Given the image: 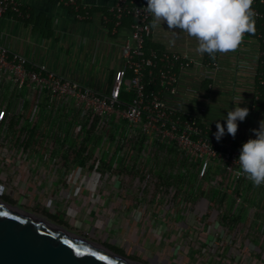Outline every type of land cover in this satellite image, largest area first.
Instances as JSON below:
<instances>
[{
	"label": "built area",
	"instance_id": "2783aa9c",
	"mask_svg": "<svg viewBox=\"0 0 264 264\" xmlns=\"http://www.w3.org/2000/svg\"><path fill=\"white\" fill-rule=\"evenodd\" d=\"M57 2L72 8L79 19L90 17L80 13L88 9L80 0ZM146 6L147 0H117L109 8L115 28L128 16L133 22L122 47L124 66L115 71L111 87L104 93L0 44L3 193L7 189L11 193L30 194L31 189L41 193L60 181L92 180L95 172L83 174L79 167L83 155L95 156L90 162L96 160L97 164L121 163L122 150L130 141L164 160L191 164L200 181L212 176V183L225 197L241 201L251 186L264 189V184L254 185L243 173L238 162L242 146L236 145L230 134L217 141L216 127L168 104L167 96L178 90L180 72L199 63L177 51L146 50L152 30V15ZM263 7L264 0H253L252 19L262 20L261 29L255 37L248 38L245 33L239 44L246 47L248 40L249 44L256 41L259 47L254 103L259 98L257 84L264 86ZM24 10L21 0H0V19L8 14L29 17ZM111 16L105 15L104 20L110 22ZM219 53H206L207 65L218 67ZM124 91L132 93L128 103L121 98ZM111 155L116 162H110ZM261 234L263 237L264 230ZM253 249L264 260V246Z\"/></svg>",
	"mask_w": 264,
	"mask_h": 264
},
{
	"label": "crops",
	"instance_id": "0c3cea01",
	"mask_svg": "<svg viewBox=\"0 0 264 264\" xmlns=\"http://www.w3.org/2000/svg\"><path fill=\"white\" fill-rule=\"evenodd\" d=\"M21 1L30 11L31 17L22 19L8 14L1 18L0 44L96 91H108L115 71L124 66L122 47L129 39L132 24L129 19L124 18L115 28L104 20L110 6L117 0H80L91 12L88 19H79L72 8L58 3L57 0ZM151 22L153 23V17ZM149 40L159 48L186 54L199 63L180 72L177 92L167 96L169 105L216 127L219 120L226 125L221 119L235 104H240L241 107L249 109V115L239 123L234 137L235 144L242 146L250 138H255L252 130L258 129L260 121L264 120V113L256 110L254 103L259 52L256 41L249 44L248 40L246 47L238 45L234 50L220 52L218 67L215 68L207 65L206 53L200 54L197 51L198 42L194 37L187 36L179 29L169 30L166 23H161L157 28L152 27ZM72 186L69 193L73 190ZM74 188L78 189L76 183ZM244 196L249 200V230H264V189L251 186L244 192ZM168 218L170 217L161 219L157 214H153L149 219H143L142 222L140 220L134 225L143 227V233L138 232V227L130 236L134 239L127 240H134L137 245L148 244L152 248L150 238H146L147 232L144 231H148L150 237L165 235L169 246L164 250L177 259L182 258L175 243L179 239L182 240L184 233L190 237L192 227L181 222L184 228L179 237L176 232L171 233L173 229L178 230V224L174 226L173 222L176 220H173V217ZM102 219L96 216L92 221L98 226L113 229L117 224L112 220L104 223ZM169 220L171 221L168 222ZM212 224L218 226L217 223ZM203 227L206 228L205 225ZM151 230L153 232H150ZM125 232L126 229L121 235L125 236ZM206 238V234H203V239ZM183 241L188 243L189 238H184ZM257 246L263 248L264 236L256 240L250 237L249 248L243 249L245 251L230 246L215 249V264H220L223 258L228 259L229 264H238L239 260L248 264H264L260 254L251 248ZM186 262L190 264V261Z\"/></svg>",
	"mask_w": 264,
	"mask_h": 264
},
{
	"label": "rangeland",
	"instance_id": "374dc122",
	"mask_svg": "<svg viewBox=\"0 0 264 264\" xmlns=\"http://www.w3.org/2000/svg\"><path fill=\"white\" fill-rule=\"evenodd\" d=\"M122 152L123 161L111 164H97L96 160L90 162L96 157L83 155V163L79 167L83 174L95 172L97 175L94 174L92 180L60 181L46 186L41 193H32V189L30 194L23 191L11 193L7 189L2 196L16 206L46 216L143 264H186V261L190 264H215V249L230 246L243 250L249 248L250 237L253 240L262 238L258 228L249 230V200L246 197L241 201L233 196L221 197L222 192L212 183V176L200 181L196 168L191 164L164 160L153 151H143L131 141L125 143ZM109 159L116 162L112 155ZM86 161H89L88 166H85ZM75 183L78 189L74 188ZM71 185L74 187L69 193ZM203 205L207 208H201ZM235 209L238 210L235 212ZM215 210L218 213L213 215ZM153 214L161 219L173 217L178 230L173 229L171 233L176 232L179 237L184 228L181 222L192 227L190 237L184 233L182 240L174 244L182 258L177 259L164 250L169 246L165 235L150 237L149 232L144 231L152 248L148 244L141 243L142 246L134 240H127L134 239L130 236L140 227L134 224L153 217ZM96 216L102 217L104 223L112 220L117 224L114 223V229L98 226L92 221ZM125 229V236H122ZM142 229L140 227L138 232L143 233ZM203 234H206V239H203ZM184 238H189L190 243H184ZM224 262L229 264L226 258L220 264ZM238 264L248 263L239 260Z\"/></svg>",
	"mask_w": 264,
	"mask_h": 264
},
{
	"label": "clouds",
	"instance_id": "9594fccd",
	"mask_svg": "<svg viewBox=\"0 0 264 264\" xmlns=\"http://www.w3.org/2000/svg\"><path fill=\"white\" fill-rule=\"evenodd\" d=\"M253 0H147L146 11L152 15V27L166 23L169 30L179 29L198 42L200 54L234 50L243 35L254 31ZM249 115L247 107L236 105L216 122L215 139L226 134L236 136L239 123ZM241 149L238 162L243 173L254 185L264 184V120Z\"/></svg>",
	"mask_w": 264,
	"mask_h": 264
},
{
	"label": "water",
	"instance_id": "95a60500",
	"mask_svg": "<svg viewBox=\"0 0 264 264\" xmlns=\"http://www.w3.org/2000/svg\"><path fill=\"white\" fill-rule=\"evenodd\" d=\"M0 213V264H143L1 197Z\"/></svg>",
	"mask_w": 264,
	"mask_h": 264
},
{
	"label": "trees",
	"instance_id": "16d2710c",
	"mask_svg": "<svg viewBox=\"0 0 264 264\" xmlns=\"http://www.w3.org/2000/svg\"><path fill=\"white\" fill-rule=\"evenodd\" d=\"M264 9V7H263ZM28 11L29 13V17H24L22 19H28L31 17V13L28 9L25 8L24 11ZM81 14H91V12L87 9V10H81L80 11ZM107 14L109 16H111V14H109V12H107ZM127 19H129L131 21V23L133 22L132 18L131 17H125ZM110 22L109 24L114 26V22H113V18L111 16L110 18ZM30 21V20H29ZM261 23H262V20L260 19H254V31L253 32H248L246 33V37H255L257 35V32L261 29ZM145 48L147 51H149L150 49H155L157 50L158 52H161L163 51L164 49L163 48H159L157 47L156 45L152 44L151 41L149 39L146 40V43H145ZM261 48L264 49V43L261 45ZM128 74L130 75V72H128ZM257 91L259 92V98H258V101H256V110H258L259 112H263L264 113V86H261V85H258L257 84ZM122 100L125 102V103H128L131 98H132V93H128V92H123L122 93Z\"/></svg>",
	"mask_w": 264,
	"mask_h": 264
},
{
	"label": "snow or ice",
	"instance_id": "6c2138e0",
	"mask_svg": "<svg viewBox=\"0 0 264 264\" xmlns=\"http://www.w3.org/2000/svg\"><path fill=\"white\" fill-rule=\"evenodd\" d=\"M0 115H2V114H0ZM0 214H2V215H7V213H0ZM79 254V253H78ZM105 257H101V259H104Z\"/></svg>",
	"mask_w": 264,
	"mask_h": 264
},
{
	"label": "flooded vegetation",
	"instance_id": "af4514ba",
	"mask_svg": "<svg viewBox=\"0 0 264 264\" xmlns=\"http://www.w3.org/2000/svg\"><path fill=\"white\" fill-rule=\"evenodd\" d=\"M2 199H4L3 197H1ZM5 201H7L6 199H4ZM9 202V201H8Z\"/></svg>",
	"mask_w": 264,
	"mask_h": 264
}]
</instances>
